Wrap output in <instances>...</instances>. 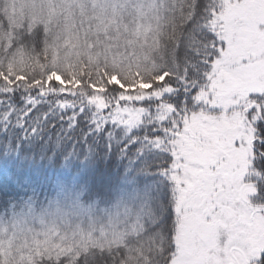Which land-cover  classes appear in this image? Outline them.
<instances>
[{
    "label": "snow or ice",
    "instance_id": "snow-or-ice-1",
    "mask_svg": "<svg viewBox=\"0 0 264 264\" xmlns=\"http://www.w3.org/2000/svg\"><path fill=\"white\" fill-rule=\"evenodd\" d=\"M108 8L144 20L145 38L170 28V51L147 78L88 90L0 71V213L98 220L120 237L119 264H264V0ZM15 239H0V264L87 255L53 260L39 239Z\"/></svg>",
    "mask_w": 264,
    "mask_h": 264
},
{
    "label": "trees",
    "instance_id": "trees-1",
    "mask_svg": "<svg viewBox=\"0 0 264 264\" xmlns=\"http://www.w3.org/2000/svg\"><path fill=\"white\" fill-rule=\"evenodd\" d=\"M20 1L21 3L23 2V0H13L12 2L16 5ZM24 2L33 3L37 2V0H25ZM61 2H63V5H67L68 12L70 11L74 18H80L78 17L81 5L79 0H62ZM82 3H84V6H91V3L98 6L101 3V12H98L97 16L102 18V27L101 30L93 32L97 34L99 40L89 37L92 29L83 31L80 26L76 28L74 26L75 34L80 35L78 39L86 42L91 41L93 44L100 40V42H107L103 34L109 33V39L112 40V49H109V47L106 49L107 58L98 54L99 60L94 65H86L87 56L79 57L82 56L85 46L79 45L78 50H60L57 54L60 62L58 65L45 64V58L54 57L56 51L54 50L53 53L50 51L47 54L43 53V47H41L43 44L41 45L39 38L41 35L39 26L24 27L10 40L0 44V71H6L14 76H27L29 79L40 80H49L52 75L57 74L60 78L63 77L68 81L73 90L79 91L80 89L75 88L78 80L83 81L81 89L87 90L90 89L93 83L107 84L112 82L110 78L114 74L124 80L125 83L138 82L136 78L140 76L147 78L153 71V64H160V57L170 51L173 44L170 28H165L160 32L154 30L149 32L147 38H145L144 28L146 24L141 22V19L133 21L131 17L126 16L122 22L119 16L113 17L111 8H108L107 11L103 10L105 0H82ZM29 8L25 7L24 9L28 12ZM152 23H155V21ZM125 24H127V29L130 31L127 34L129 41L123 39L117 41L113 37H117L118 33L125 28H113ZM137 25H139V36L135 34ZM29 35H32V37L38 36V39L34 40L39 41L24 42V37L29 39ZM57 35L59 36L60 32ZM41 37L47 41L50 38L43 33ZM55 38L57 37L55 36ZM97 47L93 44L94 51L98 53ZM126 53H129L132 64L126 63ZM11 56L13 57L11 58ZM16 60L18 61L16 62ZM78 61L81 62L80 65L72 64ZM61 63L71 64L64 66ZM63 67L65 69L61 70ZM66 72L73 74L68 76L64 74ZM18 220L21 221L19 227H14V223ZM24 224L26 226H22ZM36 226L38 229L35 228ZM45 228L51 229L47 232ZM102 228L103 225L98 220L77 215L68 208L58 214H49L41 211L40 207L37 206L36 210L30 215L21 216L20 206H17L15 209H9L7 213H0V239H7L8 236L15 233L14 247L23 245L25 239H27L30 247H35L33 241L36 238L41 241L39 245L41 250L47 248L48 252L53 253V260L58 254L65 255L67 259L72 260L74 252L67 251L68 247L71 246L74 250H78L81 253L87 250V255L83 256L82 264H119L121 256L117 251L116 244L119 243L120 237L119 235L114 237L111 229L108 230L107 235H104L102 234ZM124 230L115 229L117 234ZM124 239L128 244L135 245L137 243V238L131 235L124 237ZM101 247L104 248L103 253L100 252ZM62 249L63 252L61 251ZM23 250L27 251L28 249ZM120 251L125 250L121 249Z\"/></svg>",
    "mask_w": 264,
    "mask_h": 264
},
{
    "label": "rangeland",
    "instance_id": "rangeland-1",
    "mask_svg": "<svg viewBox=\"0 0 264 264\" xmlns=\"http://www.w3.org/2000/svg\"><path fill=\"white\" fill-rule=\"evenodd\" d=\"M13 0H0V44H3L10 40L12 37H14L21 28L24 27H33V26H39L41 28L40 33H42L45 36H49V40H43L41 35H40V43L41 47H43V53L47 54L48 52L55 50L56 55L52 58H45V64L50 63L51 65H58L59 59L57 57V54L59 51L71 49V50H78L79 45H84V51L82 53V56L79 57H84V55L87 56V62H85L86 65H94L95 62L99 60V55L100 54L102 57L107 58L108 54L106 49L109 47V49H112V40L109 39V33L103 34L107 42H100L97 41V43H93L94 45L98 46L97 50L98 53L94 51L93 49V44L91 41H85V40H80L78 39V34H75V28L80 26V28H83V31H89V37L93 39H97V34H94L93 32H96L97 30H101L102 27V18L97 16L98 12H101V3H99L98 6L92 5L91 6H84V3H82V0H79L81 5H80V11L78 17L79 19L74 18V15L70 14V11L68 12L67 5H63L62 0H37V2L33 3H28L23 2L21 3L18 2L16 5ZM17 7V8H16ZM25 7H30L28 9V12L25 11ZM91 7V8H90ZM16 8V9H15ZM22 9V10H21ZM21 10V11H19ZM15 11V13H14ZM86 16V17H84ZM20 17V18H19ZM144 24L146 22L144 20H140ZM141 24V23H139ZM127 25V24H126ZM75 26V28H74ZM119 27H124L122 26H116L113 29H117ZM112 29V30H113ZM60 32V35L58 36L57 33ZM130 31L127 30H122L118 33L117 37H113L114 39H117V41L120 40H128L129 38L127 34ZM6 34V35H5ZM70 34V35H69ZM18 37H22L21 35H17ZM55 36L57 38H55ZM64 36V37H62ZM29 39L27 37H24V42H33V41H39V40H34L38 39V36L32 37V35H29ZM51 42V43H50ZM3 53H5L3 51ZM13 56H11L12 58ZM44 57V56H42ZM10 58V59H11ZM129 53L125 54V59L127 64H132V61L130 59ZM18 60H16L17 62ZM16 62H9V63H16ZM1 64V63H0ZM63 64V63H61ZM71 63L68 64H63L64 66H68ZM72 64H77L80 65L81 62H73ZM62 67V66H61ZM65 68L63 67L61 70H64ZM65 75H72L73 73L71 72H66L64 73ZM115 77H117L116 74L112 75L110 79L111 81L115 80ZM138 79V78H136ZM50 80H60L59 75L54 74L50 77ZM22 226H26L25 224ZM38 229V227H35ZM51 228H45V231L49 232ZM37 231V230H36ZM35 233V231H34ZM39 235H42L38 233Z\"/></svg>",
    "mask_w": 264,
    "mask_h": 264
},
{
    "label": "flooded vegetation",
    "instance_id": "flooded-vegetation-1",
    "mask_svg": "<svg viewBox=\"0 0 264 264\" xmlns=\"http://www.w3.org/2000/svg\"><path fill=\"white\" fill-rule=\"evenodd\" d=\"M84 90V89H83ZM88 90V89H87Z\"/></svg>",
    "mask_w": 264,
    "mask_h": 264
}]
</instances>
